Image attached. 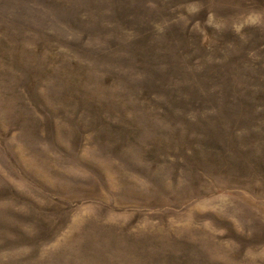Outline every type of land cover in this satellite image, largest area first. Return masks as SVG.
<instances>
[{
	"label": "rangeland",
	"instance_id": "1",
	"mask_svg": "<svg viewBox=\"0 0 264 264\" xmlns=\"http://www.w3.org/2000/svg\"><path fill=\"white\" fill-rule=\"evenodd\" d=\"M0 264H264V0H0Z\"/></svg>",
	"mask_w": 264,
	"mask_h": 264
}]
</instances>
